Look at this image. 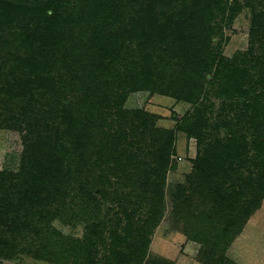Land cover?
I'll list each match as a JSON object with an SVG mask.
<instances>
[{"label": "rangeland", "instance_id": "rangeland-1", "mask_svg": "<svg viewBox=\"0 0 264 264\" xmlns=\"http://www.w3.org/2000/svg\"><path fill=\"white\" fill-rule=\"evenodd\" d=\"M62 2L64 6H69L67 13L61 10L64 14L62 18L59 16L61 20L58 21L55 19L51 22L50 18H46L45 14L52 16L48 8L40 17L38 12H31L35 15L34 19L38 18L41 22L36 25L26 17L21 20L11 15L9 20L1 19L4 24L0 23V82L8 76V81L12 83L14 78L10 72L13 70L18 75L38 74L43 81L53 77L57 82H60L59 78L67 81V76H72L76 70L77 76L84 75L80 66H83L85 56L73 48L85 45L83 51L94 53L101 42L93 41L87 35L91 29L102 30L104 25H109V3L116 6L121 2L120 5L127 9L118 22L111 20L109 25L114 33L121 29L123 35L113 37L111 45L112 48L120 47L121 54L112 61V72H105L107 78L102 77L101 81L119 88L120 85L112 79L116 76L114 72L127 71L128 68L139 72L147 82L134 89L129 88L127 82L121 83L126 88L119 94L123 100L121 112H117L109 103L106 114L103 112L107 127L102 130L114 135V138L119 135L116 131L121 135L124 132L126 140L133 138V143L141 148L151 145V137L158 139V133L163 136L173 132L175 152L170 156L169 169L163 182L162 203L157 209L150 195L147 198L132 196L129 199L125 196L127 199L122 201L123 206H117L118 196L128 193L127 187L122 186L128 179L120 182L118 187H106L108 193L102 196L95 192L97 188L105 192L102 182L105 176H110L109 168L119 162L116 161L120 150L117 147L108 149V157L105 151L96 160L93 171L85 168L82 175L76 173L74 178L70 176V180L67 177L64 184L70 186L62 184L59 188L61 194H57L59 190L51 192L49 195L57 196L56 199L51 204H44L40 212L34 209L35 204H30L31 197L25 194L27 185L23 178L20 181L4 180L0 184V264H206L209 258L202 257L201 245L191 239L188 228L191 226V229L202 231L205 226L209 227L203 222L204 219L199 218L204 209L209 210L208 204L200 206V196L196 195L191 200L198 203L193 202L190 211L177 207L178 191L188 187L186 176L191 173L196 155L195 139H188L180 125L188 112L195 113L196 107L171 95L166 85L167 79H177L182 74L188 57L197 59L194 56L197 49L194 50L193 46H199V43H191L187 53H165L154 47L153 43L161 37V29L153 30L152 40L148 39L150 32L145 29L132 32L128 29L129 33L125 36L128 24L136 16L131 3L133 0ZM94 3L102 8L106 6L105 11L102 14L94 12L90 8L94 7ZM151 3L155 16L152 25L156 26L176 20L193 10L189 17L190 25H197V30L201 28L202 35L207 37L205 43L209 45L210 54L229 61L235 68L234 74H237L239 82L243 81L244 88L251 93L249 88H252V81L264 73V0H197L193 6L190 0H151ZM162 5L166 7L164 10ZM62 28L65 30L61 31ZM191 32H183V36ZM79 33L83 38H76ZM209 52L204 58L202 55V68L211 63ZM92 57V70L109 61L108 57L98 58L94 54ZM118 61H123L127 67H119ZM201 66L194 68L191 80L203 70ZM216 66H212V72ZM85 74L88 77L93 75L86 69ZM96 75H99L98 72ZM205 79L206 83L212 82L210 75ZM215 81L211 87L207 83L208 91L200 102L206 107L204 116L209 125L206 130L209 138L213 140L219 137L224 141L228 136L227 131L224 128L215 131L214 127L222 121L233 103H241L243 98H233L225 104V96L217 90L218 83L221 84L223 79L219 77ZM221 107L224 109L221 110ZM17 112H23V109ZM151 123L153 131L158 132L152 133L148 129ZM253 135L249 130L243 132L249 146L250 141L256 139ZM20 136L10 130H0V173L9 166L11 158H14L13 168L16 167L22 151ZM120 139L123 140L121 136ZM114 144L117 145L116 142ZM252 153L250 149L249 154ZM69 170L71 174L75 172L72 166ZM8 177L11 176L8 174L5 178ZM49 187L47 184L45 190ZM185 195L186 199L190 198L188 191ZM145 219L147 227L141 230V221ZM115 239L119 242H115ZM224 259L231 264H264V198L242 231L226 245Z\"/></svg>", "mask_w": 264, "mask_h": 264}, {"label": "trees", "instance_id": "trees-1", "mask_svg": "<svg viewBox=\"0 0 264 264\" xmlns=\"http://www.w3.org/2000/svg\"><path fill=\"white\" fill-rule=\"evenodd\" d=\"M31 1L26 3L24 0H0V23L4 24L1 21L2 18L6 21L14 15L21 20L26 17L35 25L40 24L39 19H34L35 15L31 12H38L40 17L46 12V8L52 11V16L45 14L46 18H50L51 22L55 19L58 21L64 14L61 10L64 9L67 13L69 6H64L62 0ZM82 1L85 2V0ZM169 1L161 0V2ZM190 1L193 2L192 6L197 2V0ZM131 3L135 7L136 16L128 24L124 32L125 36L129 31L145 29L146 32H150L148 39L152 40L153 30L161 29L159 32L161 37L156 38L153 43L154 47L165 53H187L192 46L191 43L195 41L199 43V46H193L194 50L197 49L194 53L197 59L188 57L182 74L177 79L176 77L167 79L166 83L170 89L167 92L196 107L195 113L188 112L180 125L181 131L188 139H195L196 155L192 161L191 173L186 176L188 187L184 191H178L177 207L190 211L191 204L198 203L191 200L196 195L200 196L198 199L200 206L208 204L209 210L204 209L205 212L200 214L199 218L204 219L203 222L209 227L205 226L202 231H197L190 226L188 235L201 245L202 257L209 258L206 264H231L224 259L226 245L242 231L246 221L259 208L264 198V73H260L257 80L251 79L252 88H249L251 93L247 92L243 86L244 82L240 83L237 74L235 76V68L232 64L224 61L223 58L211 55L209 45L205 43L208 41L207 37L202 35L201 28L197 30V25L194 26L193 23L190 25L189 17L193 10L184 16H179L176 20L156 26L152 25V18L155 16L151 0H133ZM120 4L121 2L114 6L115 4L109 3V25L111 20L113 23L118 22L127 9ZM93 5L94 7L90 8L99 14L106 9V6L102 8L95 3ZM162 7L163 10L166 8L163 5ZM84 19L86 18L82 20ZM109 25H104L102 30L91 29L90 34L87 35L93 41L101 42L99 48L96 47L97 52H95L96 49L94 53L90 50L83 51L85 45L73 48L85 56L84 64L80 66L81 73L84 75L77 76L78 70H76L72 76H67V81H61L62 79L59 78L60 82H57L53 77L43 81L38 74L31 72L29 76L18 75L13 70L10 72L11 77L14 78L12 83L8 81V76L0 82V130H10L21 135L22 141V151L16 167L13 168L14 158H11L9 166L0 173V184H3L4 180L20 181L23 178L24 184L27 185L25 194L31 197L30 204H35L34 209L39 212L44 209V204H51L50 202L56 199L57 196L49 194L57 192L67 177L70 180V176L73 175L74 178L76 173L80 174L85 168L93 171L96 160L103 156L105 151L108 157V151L113 147L120 149L116 161L120 162L122 159L123 161L109 168L111 174L109 177L105 176L102 182L105 192L98 188L95 192L102 196L108 193L106 187H118L120 182L128 179L122 185L127 187V195L116 192L121 195L118 196L117 206H123L122 201L127 199L125 196L129 199L132 196L147 198L150 195V199L155 201L156 209L162 203L164 178L169 169L170 156L175 152L173 132L163 136L158 133V139L151 137V145L141 148L137 146V143H133V138L126 140L124 132L121 135L116 131L119 135L114 138V135L102 130L107 127L103 112L105 111L106 114L109 103L116 108L117 112H121L123 100L121 96L119 98V94L121 90H126L122 84L127 82L126 85L134 89L142 87L147 82L139 72L128 68L127 71L114 72L116 76L112 79L120 85L119 88H114L110 82L104 84L101 81L102 77H106L105 72H112V61L121 54L120 47H111L112 38L123 35L121 29L114 33ZM63 30L65 29L62 28L61 31ZM192 30L196 31L191 32ZM183 32L191 33L183 36ZM80 34L76 35L77 39L83 38ZM208 52L211 63L203 65L202 68L201 65L204 62L202 55L204 58ZM93 54L98 58L108 57L109 61L106 64L101 63L98 68L92 70ZM118 63L121 68L127 67L123 61ZM215 64L217 66L212 72V66ZM199 66L203 70L194 75L191 80L194 68ZM85 69L93 75L88 77ZM209 75L212 82L207 83L210 87L215 85L217 78L223 79L221 84L218 83L217 90L225 96V104L233 98H243L241 103L234 102L230 110L226 111L222 121L214 127L215 131L219 128L227 131L228 136L224 141L219 137L211 140L206 133L209 126L204 116L206 107L200 101L208 91L205 77ZM4 77L3 74L2 78ZM21 109L23 112H17ZM223 109L224 107H221V110ZM152 128L151 123L148 129L153 131ZM248 130L256 138L250 141V146L243 136V132ZM154 132L158 131L152 133ZM120 136L123 140H119ZM115 142L117 145L114 144ZM250 149L252 154H249ZM71 166L75 168L72 174L69 170ZM8 174L11 176L8 177L9 179L5 178ZM47 184L50 187L45 190ZM64 185L70 186L67 183ZM187 191L190 194L189 199H186ZM58 193L61 194L60 190ZM145 221L146 219L141 221V230L147 227ZM115 242L119 240L115 239Z\"/></svg>", "mask_w": 264, "mask_h": 264}]
</instances>
